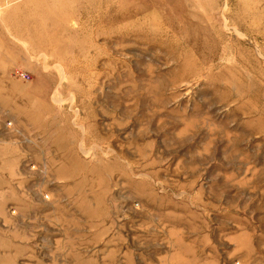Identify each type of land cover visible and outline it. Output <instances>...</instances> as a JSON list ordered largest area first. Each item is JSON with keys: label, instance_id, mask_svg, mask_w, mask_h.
Masks as SVG:
<instances>
[{"label": "rangeland", "instance_id": "obj_1", "mask_svg": "<svg viewBox=\"0 0 264 264\" xmlns=\"http://www.w3.org/2000/svg\"><path fill=\"white\" fill-rule=\"evenodd\" d=\"M0 264H264V0H0Z\"/></svg>", "mask_w": 264, "mask_h": 264}]
</instances>
